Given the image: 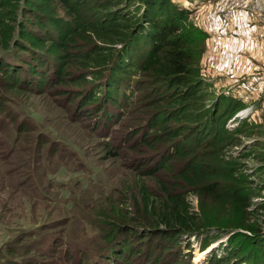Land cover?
<instances>
[{"label":"trees","instance_id":"obj_1","mask_svg":"<svg viewBox=\"0 0 264 264\" xmlns=\"http://www.w3.org/2000/svg\"><path fill=\"white\" fill-rule=\"evenodd\" d=\"M189 13L172 0H0V132L12 125L0 162L20 159L16 178L24 166L31 174L14 188L31 182L47 197L35 177L39 157L20 143L36 127L16 122L13 93L65 97L70 121L89 120L101 138L102 160L122 157V168L136 160L125 165L133 183L91 212L97 246L65 245L76 216L46 226V253H60L57 264H191L190 237L203 251L223 235L222 251L203 264H264V154L240 141L246 118L227 125L243 101L210 91L200 66L208 35ZM32 140L34 154L50 136ZM57 142L51 158L101 179L72 147L58 153ZM31 234L0 250V264H43L45 252L32 244L44 236L18 246Z\"/></svg>","mask_w":264,"mask_h":264},{"label":"rangeland","instance_id":"obj_2","mask_svg":"<svg viewBox=\"0 0 264 264\" xmlns=\"http://www.w3.org/2000/svg\"><path fill=\"white\" fill-rule=\"evenodd\" d=\"M172 1L188 10L191 22L208 35L200 66L204 81L210 85V91L213 95H228L243 101V108L229 118L227 125L232 127L236 124V118H246L247 134L241 136L240 141L243 144L255 141L256 151L264 154V0ZM11 96L15 99L17 105L15 108L18 110L15 115L16 122L28 118L26 119L28 123L36 127L37 133L33 132L31 136L24 137L22 140L27 141L26 144L20 143L27 147L28 155L39 157L42 166L38 167L35 177L40 179V186L44 188L47 186L48 189H45L47 197L41 199L35 188L37 185L33 186L31 182L26 181L25 187L14 188L17 184L16 179L30 174V170L27 171L29 166H22L26 171L19 173L16 178L14 165L20 164L21 160L19 159L17 164L8 160L4 163L0 162V250L5 249L10 241H15L21 234L33 231L36 234L31 235L35 236L30 235L25 237L27 240L17 242L20 243L18 246L25 250L33 242L29 238L41 239L40 236L50 231L46 226L61 222L67 216H76L78 222L72 224V220H69L68 242L65 245L72 244V249H76V245L80 244L97 246L92 237L97 233L95 224L91 222L92 213L97 212L99 205L105 206L109 197H117L121 185L133 183L135 177L133 174H128L125 165L129 164L128 162L132 164L136 160L134 158L124 160L123 168L117 165L122 157L114 164L102 160L105 152L98 144L101 138L94 134L89 120L79 119L76 123L70 121L68 114L69 109H73V103H67L65 97L32 92L13 93ZM11 127V124L5 122L0 132L1 145H6L8 139L5 136L11 135ZM113 127L118 128V124ZM43 133L50 136L51 142L62 141L56 144L58 153L61 148L72 147L75 153L85 159L89 169L92 167L98 169L101 179L91 180L90 178L93 177L91 174L86 175L72 165L62 164L57 156L51 158L54 145L49 144L50 141L32 154L37 148V142L32 140L33 136ZM5 148H0L1 155L5 153ZM43 162L46 164L45 169L42 168ZM262 167L264 169V166ZM32 180H34L32 177L28 179V181ZM262 195L264 198V192ZM51 198H55L56 201ZM190 198L195 204V197ZM262 214L264 215V211ZM44 237L32 245L36 244L41 253L45 252L43 264H57L56 257L60 253L48 255L46 252H50V243L47 237ZM225 238L226 236L223 235L213 241L203 250L202 256L196 259L203 251L198 249V241L190 237L193 255L191 264H203L212 249L220 253ZM30 253L27 254L28 257H33L34 254ZM141 259L143 258H132L133 261H141Z\"/></svg>","mask_w":264,"mask_h":264},{"label":"bare ground","instance_id":"obj_3","mask_svg":"<svg viewBox=\"0 0 264 264\" xmlns=\"http://www.w3.org/2000/svg\"><path fill=\"white\" fill-rule=\"evenodd\" d=\"M203 253H204V251H203V252H200L199 255H198V257H196V259H197V258H200V257L202 256Z\"/></svg>","mask_w":264,"mask_h":264}]
</instances>
